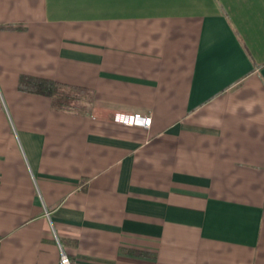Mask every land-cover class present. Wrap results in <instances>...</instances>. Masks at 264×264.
Returning <instances> with one entry per match:
<instances>
[{"label":"crops","instance_id":"obj_1","mask_svg":"<svg viewBox=\"0 0 264 264\" xmlns=\"http://www.w3.org/2000/svg\"><path fill=\"white\" fill-rule=\"evenodd\" d=\"M22 75L89 90L87 110ZM61 246L264 264V0H0V264Z\"/></svg>","mask_w":264,"mask_h":264},{"label":"trees","instance_id":"obj_2","mask_svg":"<svg viewBox=\"0 0 264 264\" xmlns=\"http://www.w3.org/2000/svg\"><path fill=\"white\" fill-rule=\"evenodd\" d=\"M18 87L22 91L49 96L56 110L83 112L87 110L86 105L91 101L89 90L48 78L22 75Z\"/></svg>","mask_w":264,"mask_h":264},{"label":"built area","instance_id":"obj_3","mask_svg":"<svg viewBox=\"0 0 264 264\" xmlns=\"http://www.w3.org/2000/svg\"><path fill=\"white\" fill-rule=\"evenodd\" d=\"M126 124L132 125H144L149 126L151 124V117L144 116L141 113H136L134 115L129 116L128 118L124 119ZM61 264H74L73 260L69 257V255L65 252V250L61 246V257H60Z\"/></svg>","mask_w":264,"mask_h":264}]
</instances>
